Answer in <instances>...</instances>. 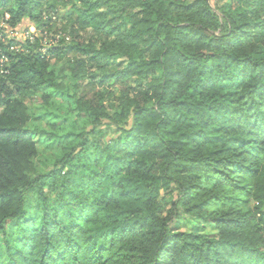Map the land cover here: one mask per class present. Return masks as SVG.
<instances>
[{
    "label": "trees",
    "instance_id": "16d2710c",
    "mask_svg": "<svg viewBox=\"0 0 264 264\" xmlns=\"http://www.w3.org/2000/svg\"><path fill=\"white\" fill-rule=\"evenodd\" d=\"M25 18L37 34L9 36ZM66 70L114 135L37 173L25 98ZM1 235L0 264H264V0H0Z\"/></svg>",
    "mask_w": 264,
    "mask_h": 264
},
{
    "label": "rangeland",
    "instance_id": "374dc122",
    "mask_svg": "<svg viewBox=\"0 0 264 264\" xmlns=\"http://www.w3.org/2000/svg\"><path fill=\"white\" fill-rule=\"evenodd\" d=\"M212 5L219 0H210ZM59 12L60 27L67 25L66 31L61 30L67 36L71 34V23L66 21L67 17L72 13V7L68 2L61 4ZM35 24L28 18L23 19L21 24L15 29H9L7 33L11 37L24 39L28 34L35 32ZM28 30V32H27ZM61 63L53 62L52 68L59 72ZM64 84V94L54 92L52 89H41L31 95L26 96L25 100L30 113V121L28 127L37 132L35 139L38 143V155L35 158V170L37 173H48L54 168V162L60 158L65 152L71 150V147L78 141L80 132L91 131L94 128L106 129L108 134L114 135V127L110 128L107 121L98 126L93 123V118L88 114H80L76 110L74 96L76 88L70 71L66 70L61 77ZM102 88L100 85L93 91H104L106 93L107 103L114 101L112 90L117 89L115 83H109ZM104 89V90H101ZM45 131L47 134H42ZM107 137L110 138V135ZM27 198L29 206L34 208L37 204L36 192H28ZM31 214L34 212L30 211ZM173 225L176 228L184 230H196L199 227V220L195 216L180 211ZM206 233H213V229L207 225ZM14 240L15 238H9ZM0 262H4L6 257V239L0 236Z\"/></svg>",
    "mask_w": 264,
    "mask_h": 264
},
{
    "label": "built area",
    "instance_id": "2783aa9c",
    "mask_svg": "<svg viewBox=\"0 0 264 264\" xmlns=\"http://www.w3.org/2000/svg\"><path fill=\"white\" fill-rule=\"evenodd\" d=\"M36 30V29H35ZM32 34H37V30L35 32H32Z\"/></svg>",
    "mask_w": 264,
    "mask_h": 264
}]
</instances>
